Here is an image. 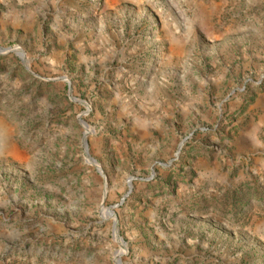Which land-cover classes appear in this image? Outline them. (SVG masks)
Instances as JSON below:
<instances>
[{
    "label": "rangeland",
    "instance_id": "rangeland-1",
    "mask_svg": "<svg viewBox=\"0 0 264 264\" xmlns=\"http://www.w3.org/2000/svg\"><path fill=\"white\" fill-rule=\"evenodd\" d=\"M8 48L0 264H264V0H0Z\"/></svg>",
    "mask_w": 264,
    "mask_h": 264
},
{
    "label": "water",
    "instance_id": "water-1",
    "mask_svg": "<svg viewBox=\"0 0 264 264\" xmlns=\"http://www.w3.org/2000/svg\"><path fill=\"white\" fill-rule=\"evenodd\" d=\"M10 52H13L14 54H16L20 59L21 61L23 62L25 68L27 70H29V66H28V63H27V60L25 58V54L23 52V50H21L20 48H8V49H0V54H7V53H10ZM53 81H63V82H66L67 85H68V89H69V94L71 93V85H70V82L65 78V77H58V78H54L52 79ZM71 96V95H70ZM71 99L73 101H76V102H79L80 104H83L84 105V102L82 101H78L76 100L75 98L71 97ZM184 142V141H183ZM183 142L180 144L179 146V149L180 147L182 146ZM83 151H84V155L86 157V161L92 165L95 169H96V172L103 177L104 179V182H105V186H106V181H105V176L99 166V164L94 160L92 159L89 155H88V149H87V143H86V138L83 139ZM131 180L132 178H129L128 179V186H129V191L127 192V194L125 196H123L121 202H119L118 204H116L115 206H111L108 208V211H109V215L113 218V228H114V231H116V234H117V221H116V217L114 215V212L112 211L113 208L121 205L122 201L124 198L127 197V195L131 192ZM105 193H106V190H105ZM120 264V263H118Z\"/></svg>",
    "mask_w": 264,
    "mask_h": 264
},
{
    "label": "bare ground",
    "instance_id": "bare-ground-1",
    "mask_svg": "<svg viewBox=\"0 0 264 264\" xmlns=\"http://www.w3.org/2000/svg\"><path fill=\"white\" fill-rule=\"evenodd\" d=\"M7 134V133H6ZM8 136V135H7ZM7 150L8 151H11L12 150V148H11V146H9L8 148H7ZM114 233H115V236L117 237V234H116V231H114ZM118 238V237H117Z\"/></svg>",
    "mask_w": 264,
    "mask_h": 264
}]
</instances>
